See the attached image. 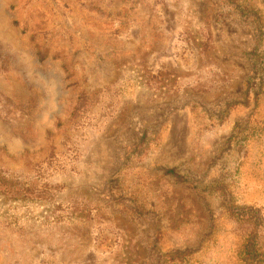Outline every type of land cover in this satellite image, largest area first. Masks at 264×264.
Instances as JSON below:
<instances>
[{
	"label": "rangeland",
	"instance_id": "rangeland-1",
	"mask_svg": "<svg viewBox=\"0 0 264 264\" xmlns=\"http://www.w3.org/2000/svg\"><path fill=\"white\" fill-rule=\"evenodd\" d=\"M252 235L264 264V0H0V264H247Z\"/></svg>",
	"mask_w": 264,
	"mask_h": 264
},
{
	"label": "trees",
	"instance_id": "trees-1",
	"mask_svg": "<svg viewBox=\"0 0 264 264\" xmlns=\"http://www.w3.org/2000/svg\"><path fill=\"white\" fill-rule=\"evenodd\" d=\"M247 242L249 243L244 246L245 262L247 264H261V262L263 261V255L259 254L255 248L256 243L254 236H249Z\"/></svg>",
	"mask_w": 264,
	"mask_h": 264
}]
</instances>
